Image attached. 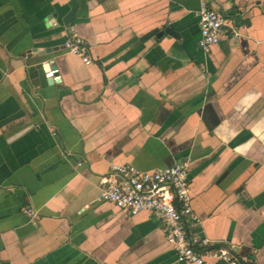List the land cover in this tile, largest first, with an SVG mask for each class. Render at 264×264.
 Instances as JSON below:
<instances>
[{
  "label": "crops",
  "instance_id": "1",
  "mask_svg": "<svg viewBox=\"0 0 264 264\" xmlns=\"http://www.w3.org/2000/svg\"><path fill=\"white\" fill-rule=\"evenodd\" d=\"M201 1L0 0V264H180L158 215L97 200L112 164L178 163L198 232L264 264V0H203L228 24L209 53Z\"/></svg>",
  "mask_w": 264,
  "mask_h": 264
},
{
  "label": "built area",
  "instance_id": "2",
  "mask_svg": "<svg viewBox=\"0 0 264 264\" xmlns=\"http://www.w3.org/2000/svg\"><path fill=\"white\" fill-rule=\"evenodd\" d=\"M196 16L198 48L209 53L228 26L226 17L209 8L203 0ZM230 30L232 37L237 39L238 32L232 27ZM63 48L84 65L91 63L88 47L73 27L67 30ZM41 69L46 79L60 80L59 70L49 63H42ZM98 184L99 202L111 204L129 216L141 212L158 215L165 225L166 242L178 263L204 264L206 260H216L225 264H244V260L232 254L233 246L213 242L198 232L201 218L192 210L186 163L151 171H142L130 164H112L109 171L99 178ZM23 213L32 221L39 218L38 213L29 208H24Z\"/></svg>",
  "mask_w": 264,
  "mask_h": 264
},
{
  "label": "water",
  "instance_id": "3",
  "mask_svg": "<svg viewBox=\"0 0 264 264\" xmlns=\"http://www.w3.org/2000/svg\"><path fill=\"white\" fill-rule=\"evenodd\" d=\"M52 81V79L51 80H48V82H51Z\"/></svg>",
  "mask_w": 264,
  "mask_h": 264
}]
</instances>
